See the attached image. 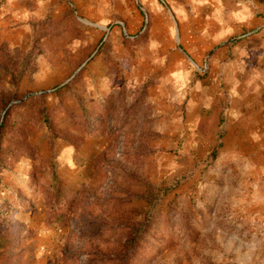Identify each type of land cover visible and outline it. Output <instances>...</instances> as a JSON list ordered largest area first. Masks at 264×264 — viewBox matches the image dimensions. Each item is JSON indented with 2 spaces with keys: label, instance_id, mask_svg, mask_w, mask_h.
I'll use <instances>...</instances> for the list:
<instances>
[{
  "label": "rangeland",
  "instance_id": "rangeland-1",
  "mask_svg": "<svg viewBox=\"0 0 264 264\" xmlns=\"http://www.w3.org/2000/svg\"><path fill=\"white\" fill-rule=\"evenodd\" d=\"M171 1L0 0V264H264V0Z\"/></svg>",
  "mask_w": 264,
  "mask_h": 264
},
{
  "label": "crops",
  "instance_id": "crops-1",
  "mask_svg": "<svg viewBox=\"0 0 264 264\" xmlns=\"http://www.w3.org/2000/svg\"><path fill=\"white\" fill-rule=\"evenodd\" d=\"M171 2H173V5L175 7H187V0H172ZM180 14H181V11L179 10V15Z\"/></svg>",
  "mask_w": 264,
  "mask_h": 264
},
{
  "label": "trees",
  "instance_id": "trees-1",
  "mask_svg": "<svg viewBox=\"0 0 264 264\" xmlns=\"http://www.w3.org/2000/svg\"><path fill=\"white\" fill-rule=\"evenodd\" d=\"M4 235L5 234H0V247H7L8 245H10V241H9V239H6L5 237H4ZM4 239H6V240H4Z\"/></svg>",
  "mask_w": 264,
  "mask_h": 264
}]
</instances>
